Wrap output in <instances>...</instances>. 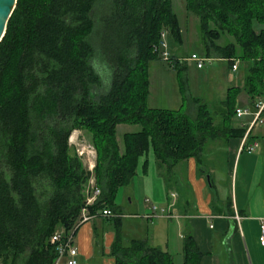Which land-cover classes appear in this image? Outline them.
<instances>
[{
    "label": "trees",
    "instance_id": "16d2710c",
    "mask_svg": "<svg viewBox=\"0 0 264 264\" xmlns=\"http://www.w3.org/2000/svg\"><path fill=\"white\" fill-rule=\"evenodd\" d=\"M186 10L200 22L209 58L247 65L243 89H229L222 103L220 125L200 100L193 121L147 105L162 33L171 46L183 41L173 0H17L0 42V264H55L52 236L64 228L75 236L85 209L119 214L117 194L150 147L158 170L171 171L199 159L211 139L246 136L248 127L232 122L242 91L252 112L264 100V0H186ZM225 35L234 42L221 45ZM120 125L141 127L125 135L123 153ZM75 131L92 137L93 171L72 153ZM92 180L100 195L86 206ZM111 252L116 264H174L145 241L125 247L120 229ZM183 256V264H201L191 235Z\"/></svg>",
    "mask_w": 264,
    "mask_h": 264
},
{
    "label": "crops",
    "instance_id": "0c3cea01",
    "mask_svg": "<svg viewBox=\"0 0 264 264\" xmlns=\"http://www.w3.org/2000/svg\"><path fill=\"white\" fill-rule=\"evenodd\" d=\"M232 71L236 72L233 68ZM228 90L221 106L227 99ZM197 100L201 101L200 98L190 97L187 110L183 112L186 98L182 97L180 110L186 116L196 119L199 108ZM238 103V109L251 111L245 92L239 95ZM221 106L217 114V125L222 124V116L219 114ZM236 120L237 122H232L233 127H248L250 137H254L247 141L248 144L256 142L259 147L252 154L240 153L242 139L207 141L204 148L209 146V153L218 150L226 154L227 163L222 169L215 167L211 154L207 157L210 160L209 168L202 170L199 167L204 156L202 152L199 159L190 158L171 171L164 168L160 172L155 153L150 147L139 159L137 175L134 184L132 183L134 191L129 196L123 192L126 189L123 188L117 194L115 204L120 208V222H116L117 219L97 217L82 223L77 229L74 243L78 249V264H116L111 251L118 229L125 247L130 246L133 241H145L151 248L170 254L174 264L176 261L173 250L181 252L182 264L184 263V240L190 235L203 254L201 264H264V246L260 242L261 225L264 223V123L258 129V125L250 129L251 117ZM75 133L81 134L83 131H75L73 134ZM70 143H73L71 139ZM118 145L123 153L125 140L123 146ZM95 166L91 165L90 171ZM91 182L95 185V181ZM90 189L92 194V188ZM140 194L145 196L144 203ZM121 197L124 201L127 200L131 208L143 212L142 215H131L130 220L126 218L128 221L124 219L126 215L120 206ZM155 205L159 210H167L171 217L154 215L152 207ZM149 223L152 228H149ZM134 226L145 231L135 233L133 237L128 232L126 238L124 231ZM177 234L179 240L173 243V237Z\"/></svg>",
    "mask_w": 264,
    "mask_h": 264
},
{
    "label": "rangeland",
    "instance_id": "374dc122",
    "mask_svg": "<svg viewBox=\"0 0 264 264\" xmlns=\"http://www.w3.org/2000/svg\"><path fill=\"white\" fill-rule=\"evenodd\" d=\"M173 7L181 25L183 41L180 44V40H177L171 46L167 35V44L171 59L172 56L175 55L177 56V62L174 59L171 60L173 64L170 62L166 63L161 59V61L155 60L151 62L149 67L150 86L147 105L149 108H158L159 110L178 111L180 110L182 102L181 98L183 97L186 98L183 109L184 112L187 110L190 97H197L200 98L201 102L208 107L215 124H217L219 122V119H217L219 107L221 106V101L226 96L227 90L229 88H237L239 86V88L243 89L247 65L245 66L241 62L236 61L234 64H237L238 71L234 70L236 72H233L229 67L228 62L219 60L217 55L212 53L213 51H211V58H209L203 43L200 31V22L197 17L193 16L186 10V0H173ZM229 42H234L229 35H225V37H222L221 40H219L221 45H225ZM193 54H196L203 59H207L205 67L202 70L197 69L196 64L189 60ZM177 63L179 66H177ZM179 67L186 68L187 70L178 73V70L180 69ZM188 118L191 121L195 120L192 116H189ZM234 122H237L236 118L234 119ZM258 127L259 125L256 129H258ZM140 129L141 127L139 125H120L117 128L118 143L123 146L124 135L136 133L140 131ZM71 140L73 142L71 143L72 153L77 154L82 159L87 170H91V165L95 166L97 161V154L92 145L91 135L87 132H83L81 134L75 133L73 134ZM210 147L212 148L213 146ZM208 149L209 146L203 149L205 150L203 151L204 156L203 160L199 162V167L202 170L208 169L210 166V160L207 157L212 154V158L215 160V167L217 169L224 168L227 163L226 154L223 151L221 153L218 150H214L209 153ZM93 184V182L90 183V188H94L95 185ZM131 186L132 187L129 186L123 191L128 193L129 196L134 191L133 188H135V186ZM140 197L144 203L145 196L143 197V195L140 194ZM88 201L89 197L87 199L86 206L88 205ZM125 201L123 200V197H121L120 206L123 210V214L126 215L124 219L128 218L130 220L131 217L129 218V216L134 214L142 215L143 212H137L136 209H133L128 205L127 200ZM84 215H89V212L86 209L82 211L78 222L79 225L84 219ZM128 219L126 220L128 221ZM141 223L146 225L145 221L141 220ZM149 228H152L150 223ZM143 231H145L143 228L134 226L129 230H125L124 233L126 238H128V232L130 233V237H133L135 233L141 234ZM178 237V234L173 237L172 242H178ZM173 251L176 264H182L183 258L181 252H178V250Z\"/></svg>",
    "mask_w": 264,
    "mask_h": 264
},
{
    "label": "built area",
    "instance_id": "2783aa9c",
    "mask_svg": "<svg viewBox=\"0 0 264 264\" xmlns=\"http://www.w3.org/2000/svg\"><path fill=\"white\" fill-rule=\"evenodd\" d=\"M167 35L168 33L166 31H164L161 35V41L159 43V47L157 48V51L160 54V58L166 62V63H171V55L169 53L168 50V44H167ZM190 61H193L196 66L197 69L202 70L205 67V63L207 62V59H203L201 57H199L196 54H193L190 58ZM171 67V66H170ZM233 70H237V64H234V66L232 67ZM245 117H251L252 118V122L249 126V128H253L256 125H262L264 123V100L262 102H260L257 106H256V111L252 112L249 110H243V109H238L237 110V118L238 119H243ZM249 131L247 132L246 136L243 138L242 140V144L240 147L239 152L243 153H249L252 154L254 153L258 147L259 144L258 143H252V144H248L247 142V137H248ZM81 156V155H80ZM100 195V190L98 188H92V194L89 197V201H88V205H92L97 197ZM152 212L153 214L157 215L159 214V216L164 217V218H170L171 215L168 213L167 210H159L158 207L153 206L152 207ZM97 217H102V218H106V219H119L121 218V215L115 212H112L110 209H106L96 215H88L85 216L84 215V219L82 220V223L90 221L94 218ZM237 219L239 220V218L237 217ZM260 242L261 245L264 246V223H262L261 225V236H260ZM51 243L53 245L57 246V252H58V256L57 259L55 261V264H78L77 262V256H78V249L75 247V243H74V236L72 234V232L67 233L65 230H60L57 231L51 238Z\"/></svg>",
    "mask_w": 264,
    "mask_h": 264
},
{
    "label": "water",
    "instance_id": "95a60500",
    "mask_svg": "<svg viewBox=\"0 0 264 264\" xmlns=\"http://www.w3.org/2000/svg\"><path fill=\"white\" fill-rule=\"evenodd\" d=\"M16 4L17 0H0V42L5 35L7 23L16 8ZM90 195L91 189L89 190Z\"/></svg>",
    "mask_w": 264,
    "mask_h": 264
}]
</instances>
